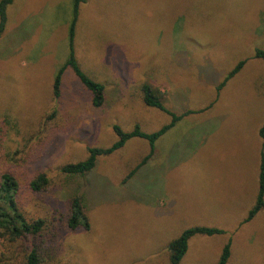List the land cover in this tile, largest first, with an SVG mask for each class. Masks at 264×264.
Instances as JSON below:
<instances>
[{"label":"rangeland","instance_id":"1","mask_svg":"<svg viewBox=\"0 0 264 264\" xmlns=\"http://www.w3.org/2000/svg\"><path fill=\"white\" fill-rule=\"evenodd\" d=\"M73 11L74 0H15L0 40V169L19 181L28 219L50 221L54 238L36 240L43 264H170L169 243L192 227L226 234L193 237L180 264H217L230 239L229 264H264V212L243 224L259 189L264 0H86L75 52L105 86L99 108L71 69L54 97ZM145 84L176 115L198 113L162 136L126 184L151 151L145 140L99 157L84 178L61 181L63 166L118 140L114 126L153 133L171 122L145 105ZM43 173L51 183L40 197L29 182ZM78 191L87 198L89 231L60 220ZM33 244L0 243L2 264H24Z\"/></svg>","mask_w":264,"mask_h":264},{"label":"trees","instance_id":"2","mask_svg":"<svg viewBox=\"0 0 264 264\" xmlns=\"http://www.w3.org/2000/svg\"><path fill=\"white\" fill-rule=\"evenodd\" d=\"M15 0H1L0 1V40L6 31L8 17V7L14 3ZM86 0H74L73 18L68 28V45L69 55L66 63L59 69L54 78L53 92L55 99L60 98L62 90L63 75L67 69H71L76 77L80 80L82 85L91 92L93 96V105L97 108L101 107L105 102V86L91 79L80 67L76 58L75 40L77 35V25L80 15V6ZM256 58L264 60V50H257ZM246 62H239L234 69L228 74L221 85L217 89L219 95L227 83L233 79L245 66ZM144 94V103L148 107L160 110L171 117V122L165 125L160 130L153 133H146L136 126L132 131H124L119 126H114L113 130L117 135L118 140L107 149L89 148L88 157L81 162L74 164H67L60 170L62 175L61 181H66L70 178H84L96 168L98 158L101 156H109L118 150L122 149L131 139H142L149 143L150 153L142 160V162L133 169L129 175L123 180L126 184L128 180L133 178L137 171L141 169L153 156L154 150L158 140L164 136L168 131L175 127L185 117L198 112L187 111L185 114L176 115L173 111H169L160 98V92L154 90L150 85L145 84L142 87ZM259 136L262 140V148L260 153V167H259V189L253 208L249 211L243 224L252 221L260 212H264V122L259 131ZM51 181L46 174H39L29 182V188L32 193L42 197L48 190ZM22 187L15 175L9 171L0 169V243L16 244L19 242H26L28 239H33L35 247L26 250L24 264H43L41 252H39L40 243L36 240L39 237H44L45 240L54 238L52 229H50V221L48 219H33L30 220L23 213L19 206V199L21 197ZM69 212L61 215L62 223L72 231L83 229L89 231L91 229L90 219L87 215V198L85 193L76 192L70 199ZM226 231L211 228V227H192L185 230L176 239L171 241L168 245L170 264H180L187 253L190 240L197 236H215L225 235ZM41 244L43 242L41 241ZM232 254L231 239L223 247L217 264H229ZM3 257L8 259L4 253L0 254V264L4 261Z\"/></svg>","mask_w":264,"mask_h":264}]
</instances>
